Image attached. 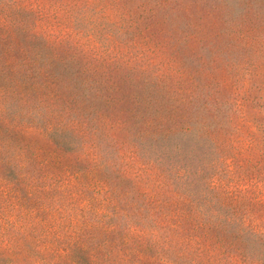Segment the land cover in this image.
I'll return each instance as SVG.
<instances>
[{
  "label": "trees",
  "instance_id": "16d2710c",
  "mask_svg": "<svg viewBox=\"0 0 264 264\" xmlns=\"http://www.w3.org/2000/svg\"><path fill=\"white\" fill-rule=\"evenodd\" d=\"M55 1L59 2L60 9L62 7L74 18L73 22L101 17L114 28L132 29L142 35L152 33L159 22L172 20L171 16L188 13L190 35L206 31L208 24L213 23L216 26L214 31L220 36L236 39L244 59L248 50H252L256 63L252 64L253 69L247 67L245 84L241 87L247 86L249 78L262 75L264 0ZM40 18L41 10L26 0H0V77L15 90H41L44 95L32 104L31 110L30 106H21V112L26 116L23 111H29L27 120L40 126L56 145L81 151L90 148L91 151L83 152L94 154L93 164L74 166L65 174L32 171L39 162L36 155L17 138L15 131L0 126V179L12 188L15 179L20 180V185L25 182L24 173L27 183L42 182L46 193L55 190L62 194L51 200L43 197L40 191L42 198L38 206L46 215L65 206L66 198L78 195L75 208L81 213L77 211L76 221L83 224L67 228L62 235V231L54 228L46 233L47 237L52 239L55 236L59 240L51 246L55 257L62 260L61 264H65L66 259L71 264H177V259L166 253L155 256L153 250L157 242L167 243L169 249L181 245L182 241H188V264H220L224 253L222 230L233 232L228 234L232 241L229 244L235 247L237 254L242 252L246 261L256 258L248 252L249 247L240 249L235 246L239 235L251 228H232L235 213H208L204 209L210 203L208 199L200 194H190V182L195 180L185 181L188 188L179 187L178 180L174 183L171 180L175 199L150 195L125 188L121 183L128 178L118 173L113 178L111 173V170H122L121 164L108 156L103 158L107 152L114 153L119 143H127L130 151L137 153L138 143L131 141L132 136L144 145V156L151 158L148 162L152 166L161 162V152L165 148L176 146L179 149L188 144L206 147L208 141L218 142L234 119L230 117L222 121L221 105L228 101L214 97L210 92V87L215 89L218 83L211 81L209 85L199 86L194 77V85L188 87V95L181 100L179 85L176 89L169 86L164 76L159 78L158 73L154 82L139 83L135 78L129 82L119 81L122 79L113 74V65L89 64L80 51L65 56L48 50L46 46L38 50L36 41L44 39L36 32ZM118 19L123 22L113 26ZM244 59L242 56L238 58L239 65L245 67L247 62ZM231 77L238 81L234 74ZM45 95L53 97L54 101H49ZM6 114L1 113L0 119L8 120ZM15 121L14 125L21 120L15 118ZM78 126H85L87 132L92 131L93 138L81 135L67 138L65 129L74 130ZM111 133L117 136L111 138L113 144L108 147L112 152H109L103 145L110 142ZM122 135L129 142L122 140ZM228 159L236 158L228 154ZM214 163L211 168L218 164V160ZM175 166L176 179L182 177V169H191L179 164ZM196 184L201 188L199 183ZM28 189L31 198L29 186ZM216 196L219 198L220 195ZM80 197L85 202H80ZM48 221H52L51 218ZM25 229L16 230L15 241L22 236L41 234L38 227L31 232ZM137 233H142L141 240L134 237L133 234ZM145 238L148 239L147 247L144 246ZM205 242L209 246L207 249L203 247ZM39 248L31 244L29 252L39 254ZM0 264L14 262L0 255Z\"/></svg>",
  "mask_w": 264,
  "mask_h": 264
},
{
  "label": "rangeland",
  "instance_id": "374dc122",
  "mask_svg": "<svg viewBox=\"0 0 264 264\" xmlns=\"http://www.w3.org/2000/svg\"><path fill=\"white\" fill-rule=\"evenodd\" d=\"M26 1L41 10L36 32L42 34L44 39L36 41L38 50L46 46L48 50L65 56L80 51L89 64L113 65V74L122 79L119 81L129 82V79L135 78L139 83H145L146 80L154 82L158 73L159 78L164 76L169 86L173 85L176 89L179 85L181 100H185L188 95V87L194 85V77L199 86L209 85L211 81L218 83L215 89L210 87V92L212 96L228 101L221 105L222 121L234 118L218 142L208 141L206 147L188 144L179 149L176 146L165 148L161 152V162L152 166L148 162L151 158L144 156L146 148L133 136L131 141L138 143V155L130 151L127 143H119L113 153L108 145L113 144L111 138L117 134L111 133L108 139L110 142L103 146L112 153H105L103 158L108 156L121 164L122 170H111V173L113 178L117 177V173L128 178L121 183L125 188L138 189L150 195L175 199L176 192L172 190L171 180L173 183L178 180V186L182 188H188L185 181L189 183L195 180L190 182V194H200L208 199L210 203L204 208L208 213H235L237 215L235 222L231 223L232 228H251L249 232L239 235L235 246L240 249L249 247L248 252L256 258L246 261L242 252L237 254L235 247L229 244L232 241L228 234L233 232L222 230L220 236L224 239V253L220 264H264L261 261L264 260V67L261 69L262 75L255 79L249 78L247 86L241 87V84H245L243 81L247 67L253 69L252 64L256 63L252 50H248L247 58L244 59L243 50L241 45H237L236 39L220 36L214 31L216 26L213 23L208 24L206 31L190 35L188 13L180 17L171 16L172 20L159 22L152 33L142 35L132 29L125 30L119 26L118 29L114 28L101 17L94 19L98 22L92 18L73 22L74 18L62 7L60 9L59 2L55 0ZM120 22L123 20L118 19L113 26ZM240 56L247 62L245 67L239 65ZM232 74L238 81L232 79ZM162 83L165 84L163 80ZM42 95L41 90H15L0 77V115L6 112L8 115H5L8 120L0 119V126L15 131L17 138L26 143L30 152L36 155L39 162L32 171L36 170L40 174H65L74 166H91L94 154L84 153L90 148L83 149V152L56 145L40 126L32 125L27 120L29 111H23L26 116L21 112V106H30L31 110L32 104ZM47 97L49 101H54L53 97ZM15 118L21 120L19 124L14 125ZM86 130L85 126H78L74 130L67 128L64 133L67 138L80 135L93 138L92 131ZM121 138L129 142L127 137L122 135ZM228 154H233L236 159H228ZM215 160H218V164L211 168ZM175 164L191 169H182V177L176 179L178 172ZM22 178L26 179L25 182L20 185V180L15 179L12 188L0 179V255L12 259L14 264H61L62 260L55 257L51 246L59 240L55 236L52 239L47 237L46 233L54 228L62 231V235L67 228L83 224L76 221L77 211L80 212L75 208L78 195L66 198L65 206L46 215L38 206L42 198L40 191L43 197L51 200L62 194L55 190L46 193L42 182L27 183V175L24 173ZM216 194L220 195L219 198ZM83 201L85 199L80 197V202ZM50 218L52 221L49 222ZM226 226L229 229L230 224ZM23 227H26V232L38 227L41 234L37 237L22 236L15 241L16 230ZM133 235L136 240L143 238L142 233ZM31 244L40 247L39 254L29 252ZM147 244L148 239L145 238L144 246L147 247ZM207 244L205 242L203 245L206 249L209 247ZM155 245V256L166 253L172 259H177V264H188V241H182L181 245L169 249L165 242H157ZM64 262L71 264L67 259Z\"/></svg>",
  "mask_w": 264,
  "mask_h": 264
}]
</instances>
